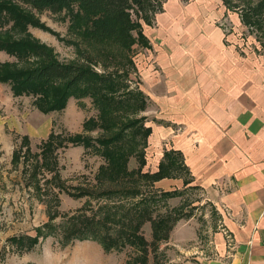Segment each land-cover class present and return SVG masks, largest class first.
I'll use <instances>...</instances> for the list:
<instances>
[{"label": "trees", "instance_id": "16d2710c", "mask_svg": "<svg viewBox=\"0 0 264 264\" xmlns=\"http://www.w3.org/2000/svg\"><path fill=\"white\" fill-rule=\"evenodd\" d=\"M0 0V52L15 62L0 63V84L8 85L13 97H31L34 107L43 115L61 112L70 98H89L97 111L82 123V133L56 134L51 131L40 144L39 163L34 167L51 173L49 183H60L54 155L59 148L81 146L102 158L95 175L96 182L118 186V189H100L96 192L84 188L66 193L75 198L92 197L104 200L91 216H71L69 221L55 227L54 216L34 237L12 238L21 251L31 250L39 237L60 234L61 246L74 240H92L100 244L105 253L121 251L126 246L136 250V257L126 264H146L148 244L139 233L149 223L154 242L166 240L176 222L174 214L154 215L159 202L179 195V191H143L164 178H177L185 173L184 185L192 179L180 152L166 150L155 173H143L146 161L144 148L151 128L139 116L147 106L145 95L137 89L129 90L126 76L119 71L98 73L95 58L88 52L77 50L76 58L61 62L52 48L41 43L28 31L29 27L45 29L32 10L66 11L70 17V34L82 38L95 47L111 46L126 65L133 68L134 46L147 47L141 32V23H151L154 14L162 10L165 0ZM225 0L227 9L239 12L240 21L252 27L257 34L264 30V0ZM24 6V7H23ZM28 7V8H27ZM74 9L76 11L74 12ZM131 12L135 14L133 20ZM119 59V58H117ZM96 132V137L90 133ZM27 142L28 139L23 137ZM28 149V148H27ZM136 156L138 168L128 169L131 157ZM17 160V156H14ZM53 172V173H52ZM126 203V205H122ZM82 219V220H81Z\"/></svg>", "mask_w": 264, "mask_h": 264}, {"label": "rangeland", "instance_id": "374dc122", "mask_svg": "<svg viewBox=\"0 0 264 264\" xmlns=\"http://www.w3.org/2000/svg\"><path fill=\"white\" fill-rule=\"evenodd\" d=\"M220 1L223 4L225 0ZM259 1L250 2L255 4ZM226 10L228 13L218 23L224 35L239 34L247 50L264 52V30L262 34H257L255 29L241 23L239 12ZM32 13L46 30L29 27V33L52 48L59 61H73L78 49L88 51L95 58L98 73L119 71L125 76L127 73L129 90L137 89L139 78L134 62L133 68L127 66L122 54L115 48L93 47L82 38L70 34V17L66 11L32 10ZM228 14L239 19L242 28H239V32L228 21ZM131 17L136 19L132 12ZM3 62H15V59L0 52V63ZM96 115L97 111L89 98H70L63 111L43 115L34 107L31 97H13L8 85L0 84V264H126L136 257V250L130 246L121 251L105 253L100 244L92 240H74L63 247L59 233L58 236L39 237L38 243L26 251H21L12 242V238L36 236V229L42 228L49 217H55L53 224L56 227L61 222L69 221L73 215L89 217L105 203L104 200L98 201V198H75L67 194L66 190L73 193L78 188L93 192L119 188L115 184L99 185L96 182L95 175L103 160L81 146L68 144L59 148L54 155L57 160L56 171L65 191L60 190L59 182L49 183L52 174L47 170L34 169L40 161V144L51 131L62 135L82 133V123ZM139 116L144 117L143 123L148 126L146 116L143 113ZM90 135L96 137V132ZM149 136L144 148L146 164L141 172L152 174L157 171L166 150L157 143L149 144ZM23 137L28 141L24 142ZM14 156H17V160ZM138 160L136 156L131 157L128 169L136 170ZM147 161L150 167H147ZM184 179H188V176L183 172L180 177L164 178L155 182L152 188L145 187L143 190L155 194L160 191H179L178 196L161 201L156 206L154 215L174 214L177 218L166 240L154 242L149 223L139 230L148 244L146 264H201L218 255L216 239L223 229L220 204L212 198V192L197 184L192 176L188 185H184ZM223 237L228 250L226 237Z\"/></svg>", "mask_w": 264, "mask_h": 264}, {"label": "crops", "instance_id": "0c3cea01", "mask_svg": "<svg viewBox=\"0 0 264 264\" xmlns=\"http://www.w3.org/2000/svg\"><path fill=\"white\" fill-rule=\"evenodd\" d=\"M225 13L220 0H165L151 23L140 21L147 47L135 45L132 61L148 143L182 154L233 238L227 250L221 230L218 255L201 264H264V52L224 35Z\"/></svg>", "mask_w": 264, "mask_h": 264}, {"label": "built area", "instance_id": "2783aa9c", "mask_svg": "<svg viewBox=\"0 0 264 264\" xmlns=\"http://www.w3.org/2000/svg\"><path fill=\"white\" fill-rule=\"evenodd\" d=\"M222 231H223L224 236L226 237L227 246L228 247H232V245H233V238L225 230L222 229Z\"/></svg>", "mask_w": 264, "mask_h": 264}]
</instances>
